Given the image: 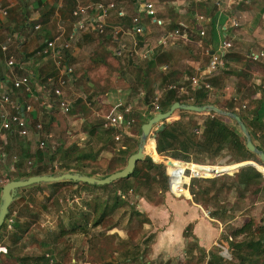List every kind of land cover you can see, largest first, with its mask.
<instances>
[{
  "label": "crops",
  "instance_id": "obj_1",
  "mask_svg": "<svg viewBox=\"0 0 264 264\" xmlns=\"http://www.w3.org/2000/svg\"><path fill=\"white\" fill-rule=\"evenodd\" d=\"M98 1H115L118 7L124 10L125 15L120 17L116 10L111 12L107 18V31L101 35L102 40H99V44L95 41L98 34L86 32L73 38L71 48L64 51V56L75 69L74 81L66 91L71 102V112L65 114L56 104V97L51 90L52 85L47 82L50 75L57 74V68L51 58L37 56L36 51L44 45V41L58 34L59 24L64 27V36L69 37L75 21L72 11L77 4ZM144 1L0 0V7L8 9V14L0 20V113L13 112L1 99L5 92H9L10 97L22 107L28 104L32 106L31 110H25L31 123L28 136L23 137L16 131L2 129L0 122L1 161H6L8 156L6 149L14 151L13 159L27 157L36 160V153L39 151L37 143L39 146V141L43 139L46 141V147L50 145L49 136L52 134L47 129L57 126L62 114L70 117L73 112L75 113L73 117L81 116L82 123H85L84 111L94 115L120 114L124 106L130 105L131 112L137 110L140 113L142 122L160 111L155 108L149 110L147 108L149 104L144 102L145 97L154 92L161 94L163 100L166 91L163 93L161 91L165 84L182 87L184 91L182 97L188 101L193 100L190 93V89H193L190 81L192 76L202 77L210 82L211 89L202 86L209 103L226 108L225 105L229 102L230 107L233 106L236 111L242 110L238 113L245 118L249 132L255 135L254 143L264 147V55L259 59L253 58L254 54L264 53V0H154L157 17L164 23L159 25L155 19L141 14L144 32L135 37L130 32L132 17L139 12ZM234 19L238 21L239 26L232 24ZM35 25L41 27L35 29ZM176 26L182 28L183 35L161 45L159 43L161 36ZM116 29L121 30L118 35L114 34ZM201 29L204 30V35L200 34ZM135 38L140 40L138 45L134 44ZM222 38L231 40L234 48L230 49L223 68L217 73L208 74L210 56L217 50ZM110 41L115 45L114 51ZM123 45L125 47L122 55L133 49L138 53L150 51L147 59L136 57V69L132 75L134 79L131 86L121 84L122 81L129 80L128 78L114 74L106 81L107 84L105 83V88H108L105 94L90 96L72 88L73 84L84 76L94 90L97 82H103V79L97 82L92 79L99 77V70L110 66L105 58L95 53H107L111 58L112 54L122 56L116 51ZM3 46L7 48L3 49ZM244 56L253 63V69H247V65L241 62L245 60ZM10 59L14 60L13 65H9ZM151 60L149 64L148 61ZM104 74L109 76L107 73ZM24 75L30 76L32 88L30 93L13 86V81ZM142 82L146 83V87H143ZM111 83L109 87L108 84ZM134 90H137V93ZM135 93L136 96H133ZM128 101L133 102V105L132 103L126 105ZM120 103L123 106H120ZM137 103L140 108L136 107ZM129 114L125 113V116L131 119ZM182 117H184L182 112L172 116L174 120ZM136 122L121 129L120 133L127 143L135 142L140 136L139 123ZM37 123L43 125V131L40 133L35 128ZM81 138L84 139V136ZM257 140L263 145L257 143ZM123 146L128 149L129 144L124 143ZM51 147L57 149L55 145L51 144ZM142 200L145 212L157 226L156 236L150 244L152 258L161 256L166 260H172L174 257L186 256V248L191 237L186 236L187 228L196 240L197 247L207 254L220 240L222 223L201 203L194 201L193 196L192 203L180 196H166L161 204L149 202L144 198Z\"/></svg>",
  "mask_w": 264,
  "mask_h": 264
},
{
  "label": "rangeland",
  "instance_id": "obj_2",
  "mask_svg": "<svg viewBox=\"0 0 264 264\" xmlns=\"http://www.w3.org/2000/svg\"><path fill=\"white\" fill-rule=\"evenodd\" d=\"M99 40H102L101 35H98L95 41L98 43ZM110 45L114 51L115 45L112 41ZM233 48L234 45L231 49ZM97 54L105 58L110 66L99 70V77L92 80L97 82L103 79L104 83L97 82L92 90L83 76L79 82L73 84L72 88L90 96L105 94L108 89L105 88L106 81L114 74L128 78L129 80L122 81L121 84L131 86V81L134 79L132 75L136 69V57L132 58L129 51L122 56L112 54L113 58L108 57L107 53L96 52L95 55ZM243 59L246 61L241 62L247 65V69H253V63L246 56ZM111 85L112 83L108 84L109 87ZM168 86L169 84L163 85L161 92L169 91ZM137 90L134 91L137 93ZM136 93L133 96H136ZM176 93L182 97L184 91H176ZM160 95L148 94L150 103L147 108L149 110H155V103L161 104ZM129 103L133 105L131 101H128L126 105ZM138 104L136 107L140 108ZM225 106L224 109L228 110L227 107L230 108L231 103L228 102ZM129 113L131 118L141 123L140 113L137 110ZM177 113L181 114L179 110L174 114ZM73 114L75 115L72 112L70 117L62 114L58 125L47 129L52 134L49 136L48 147L52 144L59 149L54 159L51 160L47 156L45 161L40 163L27 157L13 159L14 151L6 149L8 154L6 161L0 160V205L2 187L8 181L15 179L13 177L18 174L24 176L43 169L48 170L43 174L63 173V165L66 163L63 155L68 147L90 151L88 157L79 161L84 165L87 174L96 171L95 176L101 178L115 167H124L123 162L116 161L115 157L120 159L127 155L128 149L135 150L139 140L127 143L124 136L118 141L114 136L110 143H102L97 134H91L90 126L101 119L104 120L105 116L84 111L86 122L82 123L81 116L73 117ZM208 114L194 115L193 121L202 122ZM226 119L231 121L229 118ZM170 121L175 120L171 117ZM118 132H121V129L116 131ZM82 136L84 139L81 138ZM151 140L149 139L146 145L147 155H155L153 150L155 143ZM124 143L129 144L128 149L122 148ZM257 143L263 145L259 140ZM37 149L45 150L40 148L38 143ZM155 157L158 162L163 159L159 155ZM252 161L259 164L264 171L263 163L257 160ZM167 162L176 164L178 167L186 165L184 162L178 163L172 160ZM72 163L75 165L76 162L72 161ZM203 163L210 164L205 169L211 175L223 170L231 171L215 177L200 178V183L195 186L196 197L201 204L222 223L220 240L209 254L197 247L196 240L190 235L192 233L189 229L188 236L191 237L186 248V256L174 257L172 260H166L161 256L151 257L150 244L156 236L157 226L145 212L142 199L161 204L166 196L174 195H171L167 189H163L160 176L155 179L152 175L149 176L150 171L148 172L147 165L141 161L136 165L137 170L132 177L104 189L72 183L53 186L40 184L39 187L19 189L6 216L4 224H7L5 226L3 224V229L0 231V264H264V247L254 254L250 252L252 247L248 245L250 241L248 234H235L236 229L250 221H252L253 232L258 233L259 229L264 228V181L252 185L244 194L234 185L236 182L234 175L241 168L237 169L240 162L234 161L228 152L225 151L213 159L207 158ZM150 173H156V171ZM122 189L127 191L124 190V192ZM119 191H123L121 196L118 194ZM188 199L191 203L193 202L189 195ZM99 219L101 222L97 224ZM253 239L257 240L259 236L255 234ZM238 243L242 245L241 248L236 246ZM229 246L230 252L225 250Z\"/></svg>",
  "mask_w": 264,
  "mask_h": 264
},
{
  "label": "built area",
  "instance_id": "obj_3",
  "mask_svg": "<svg viewBox=\"0 0 264 264\" xmlns=\"http://www.w3.org/2000/svg\"><path fill=\"white\" fill-rule=\"evenodd\" d=\"M137 1V0H133ZM113 10L117 11V15L122 17L125 15V12L123 9H120L115 1L110 2H104V1H98V2H91L87 4H77L76 7L72 11V16L75 19L72 31L69 35V37H65V30L62 24L58 25V34L51 38L44 41V45L39 47L36 51L37 56L42 57H48L51 58L57 68V74L50 75L47 78V82L52 85L51 90L53 91L54 96L56 97L57 105L60 108V110L65 113L69 114L71 112V102L68 99V95L66 94V91L68 90L71 82L74 81V73L75 69L74 66L67 60V58L64 56V51L71 48V41L73 38L77 37V35H81V33L86 32H94L98 35H103L107 31V18L110 16L111 12ZM8 14V9L5 7H0V20L2 17H5ZM147 15L150 18L155 19V21L162 25L164 21L157 17V8L155 6L154 0H145L142 5L139 8V12L135 14L132 17V26H131V34L135 37H138L139 35H142L144 32V25L142 22V15ZM232 24L234 26H239V23L237 20H233ZM35 29H39L40 25H35ZM121 30L116 29L114 31L115 35H118V33ZM201 35H204L205 32L203 29L200 31ZM183 35L182 28L180 26H176L174 29L166 32L164 35L161 36L160 44L165 45L169 41L175 40V38H178ZM134 44L138 45L140 40L138 38L134 39ZM233 44L231 40H228L226 38H222V41L220 42L218 48L216 51H214L209 59L208 63V74H214L217 73L223 66L225 65V54L230 51ZM125 47V45L121 46L119 51L117 50L116 53L118 55H122V50ZM7 46H3V49H6ZM130 55L132 57L140 56L143 59L149 58L150 51L144 50L142 52L133 49L130 51ZM264 53L261 52L259 54H254V59H259L261 56H263ZM14 60H9V65H13ZM191 86L193 88L196 87H204L206 89H211L212 86H210V82L206 81L202 77L198 76H192L191 79ZM13 86L17 89L25 90L26 92H31V83H30V76L24 75L21 77L16 78L13 81ZM169 89H174L177 92H183L182 87H176V85L169 86ZM1 99L3 102L7 103L11 109L13 110L12 113L8 111H2L0 113V122H1V128L5 130H12L16 131L19 135L26 137L30 134L31 131V123L28 118V116L25 113V110H31L32 106L30 104L22 107L20 103L13 100L9 92H5L2 94ZM120 106H123L122 103L119 104ZM245 107V105H244ZM155 109L160 110L159 104L155 103ZM131 111V106L127 105L124 106L122 113L120 114H109V115H102L104 117V128L114 127L115 130H120L124 127H129L134 120L131 118H127L125 116V113H129ZM36 130L40 133L43 131V125L42 123H37L35 126ZM122 133L118 132L116 134L115 139L121 140ZM39 147L45 148L46 147V141L40 140L39 141ZM122 148L124 146L122 145ZM156 150V146H155ZM158 153V152H157ZM159 154V153H158ZM162 158H168L169 161H175L180 163H186L185 166H177L176 164H173L171 162H162L166 167V172L168 174V192L173 194L177 197H183L188 199V195L191 196V180L195 178H208V177H215L217 175H220V172H216L215 174L211 175L208 174L207 169L205 167H209L210 164L205 163H199L195 161H185L182 159H176L167 155H161ZM1 156V152H0ZM159 163V162H158ZM119 195H122V192H118Z\"/></svg>",
  "mask_w": 264,
  "mask_h": 264
},
{
  "label": "trees",
  "instance_id": "obj_4",
  "mask_svg": "<svg viewBox=\"0 0 264 264\" xmlns=\"http://www.w3.org/2000/svg\"><path fill=\"white\" fill-rule=\"evenodd\" d=\"M228 57H229V52L225 54V59H227ZM151 62L152 60L148 61L149 64ZM142 83H143V87H146V83L145 82H142ZM153 93L154 92H152V94ZM190 93H191V96H193V100L188 101L187 99L178 96L176 93V90L174 89H170L169 91H166L164 99L161 100L160 111L168 110L171 104L175 101L194 103L198 105L208 103L207 93L202 87H196V88H193L192 90L190 89ZM144 102L145 104L150 103L148 95L145 97ZM228 110L236 111L233 106L228 108ZM179 111L184 113V117L167 123L166 127L157 133L158 135L156 138V150H155V145L153 147L155 155L161 154V155H167V156H170L176 159H182L185 161L192 160L195 162L203 163L205 159L216 158L226 151L229 153V155L232 156V159L236 162H242V161H247V160H257L258 162L262 163V161L260 160L257 154L247 149L246 144H245V138L239 132L238 128L235 125V121L233 119L226 117V116L224 117L215 112H211L204 118L202 122L199 123L198 121H193V117L194 115L201 114V113L190 112L187 110H179ZM152 116L153 115L142 120V122L139 124V127H138L139 133H141V125L144 122H147ZM185 117H187L188 119H186ZM241 117L245 122V118L243 116ZM226 118H229L231 121H228ZM103 123H104V120L101 119L91 124L90 131L92 132L91 133L92 135L97 134L96 136H98L99 140L102 143L107 144L113 140L116 130L114 127L104 128ZM87 131L90 133L88 129ZM251 135H252L253 140L255 141V135L254 134H251ZM138 139L136 140L137 142H138ZM257 146L264 150L263 146H260V145H257ZM134 149L137 151L136 146ZM135 150L128 149L127 150L128 153H126V151H123L127 155H125L124 157H121L120 159H117V157H115V160L122 161L123 162L122 165L125 166L129 156L132 153L136 152ZM58 151L59 149L54 150L52 149L51 146L47 148L45 147V150L44 149L39 150L36 153V163L43 162V158L47 156H49V159L51 160L54 159V156L55 154H57ZM89 153L90 151L86 149H80L78 147H68L67 149H65L63 159L64 161H66V163L63 165V172L70 171V172H80V173L87 174V172H85V169L83 167L84 165L80 164L79 161L85 157H88ZM155 155H148V157L151 158L153 161L146 159V160H142V163L147 165L148 172L156 171V173L149 172L148 173L149 176L152 175L154 179L157 176H160L163 189L165 190L167 189L168 191V181H167L168 174L166 172V167L161 163H157L158 159L155 157ZM160 158L162 159V156H160ZM167 159L168 158H165V159L163 158L159 162H164L165 160L167 162L169 160ZM72 161L76 162L74 163L75 165H73ZM122 168L123 167H115L110 172H106L104 175H102L101 178L106 177L110 173L120 170ZM136 170L137 168L135 167L132 174H130L128 177L118 179L114 182H111L110 184H105V185L90 184V183H84V182L73 181V180L48 183V185L53 186V185H59L62 183H72V184H81L87 187L104 189L110 186H114L118 182L128 180V178L132 177L136 173ZM47 171H48L47 169L37 170V171H34L33 173H27L24 176L29 177L31 175L43 174V173H46ZM88 175L95 176L97 175V172L92 171L88 173ZM24 176L21 174H18L17 176L13 178L19 179ZM234 176H235L234 180L236 181L234 183L235 188H237V190L239 191H242L244 194L246 190H248L252 185L259 184L264 181V174L252 165H246V166L241 167L239 171L235 173ZM199 179L200 178H195L191 180L192 181L191 182V194L193 197L197 196V191L195 190V186L200 183ZM210 180L215 181L214 179H210ZM35 186L39 187L40 184H35L32 186H29L28 188L35 187ZM22 189L25 190V188H22ZM122 190L127 191L128 188L127 190L126 189H122ZM194 201L201 203V201L197 197L194 199ZM9 209H10V206H9ZM212 216L217 218L214 215ZM100 220L101 219L97 221V224H100L101 222ZM251 222L252 221L240 226V228L236 229L235 234L239 235L242 233H247L248 237L250 238L248 245L252 247L250 252L255 254L256 252H258V250L261 247L262 248L264 247L263 245L264 228L259 229L258 233L253 232ZM1 229H3V227ZM188 231H189V228H187L186 236H188ZM255 234L259 236V239L252 240ZM236 246L240 248L242 247L240 243L236 244ZM225 250L230 252L231 247L229 246ZM211 256L213 255L211 254Z\"/></svg>",
  "mask_w": 264,
  "mask_h": 264
},
{
  "label": "water",
  "instance_id": "obj_5",
  "mask_svg": "<svg viewBox=\"0 0 264 264\" xmlns=\"http://www.w3.org/2000/svg\"><path fill=\"white\" fill-rule=\"evenodd\" d=\"M177 110H187L195 113L215 112L224 117L226 116L233 119L235 121V125L238 128L239 132L245 138V144L247 149L257 154L264 165V150L258 147L254 143V140L252 138L251 133L249 132L246 123L244 122V120L242 119L241 115L238 112L226 110L216 104L209 102L202 105H198L194 103L175 101L171 104L168 110L158 111L147 122H144L141 125V133H139L140 136H139L137 151L129 156L126 165L122 169L114 171L109 175H107L106 177L100 178L97 176L88 175L80 172L65 171L61 174H55V173L36 174V175H31L27 178L12 179L8 181L2 187V193H1L2 203L0 205V231L3 223L6 220V216L9 212V206L14 201L15 195L19 189L26 188L35 184H48V183L71 181V180L90 183V184L105 185V184H110L111 182H114L118 179L128 177L130 174H132L139 161L146 159L152 160L146 154V144L148 143L149 139H152L155 142V146H156V138L158 135L157 133L160 130L164 129L167 123L171 122L170 118L174 115V113ZM246 165H252L264 174V171L261 169L260 165L252 160L242 161L238 163L237 169ZM224 172H231V171L223 170L220 173L222 174Z\"/></svg>",
  "mask_w": 264,
  "mask_h": 264
},
{
  "label": "bare ground",
  "instance_id": "obj_6",
  "mask_svg": "<svg viewBox=\"0 0 264 264\" xmlns=\"http://www.w3.org/2000/svg\"><path fill=\"white\" fill-rule=\"evenodd\" d=\"M151 142L155 143L153 140H151ZM149 143H150V142H149ZM147 144H148V143H147ZM147 144H146V145H147Z\"/></svg>",
  "mask_w": 264,
  "mask_h": 264
}]
</instances>
